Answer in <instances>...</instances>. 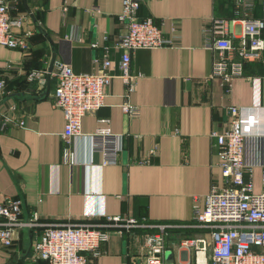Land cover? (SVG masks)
Returning <instances> with one entry per match:
<instances>
[{
    "label": "crops",
    "instance_id": "0c3cea01",
    "mask_svg": "<svg viewBox=\"0 0 264 264\" xmlns=\"http://www.w3.org/2000/svg\"><path fill=\"white\" fill-rule=\"evenodd\" d=\"M121 10L122 0L11 4L12 17H24L18 32L31 36L28 51L0 46V78L6 80L8 92L0 112L10 113L9 107L15 105L14 118L25 122L24 127L0 132V203L21 200V218L30 220L37 213L41 226L21 230L11 248L0 244V264H47L32 259L44 228L93 224L116 215L178 226L167 242L173 264H194L193 253L180 251L177 245L183 238L204 236L205 230L192 227L193 199L222 184L211 135L228 129V108L236 106L243 108L246 136L264 137V51L246 59L242 75L233 78L226 92L220 79L210 78L217 54L206 46L208 39L220 34L204 33L214 21H221L238 46L242 21L264 18L263 0H141L138 17L152 18L165 37L174 27L177 39L172 47L131 55L130 93L118 69ZM260 38L264 42V30ZM105 55L111 61L112 79L104 90V106L83 117L81 132L92 134L99 119H109L111 130L123 136L115 166H100L87 137L71 143L64 139L66 120L54 101L58 83L54 74L60 64L70 65L76 73H95L100 67L95 60ZM34 70L46 71L44 88L29 80ZM126 103L137 107L136 115L123 113ZM66 148L77 156V164H63ZM143 161L147 162L140 164ZM254 188L260 191L258 169ZM98 253L89 255L87 264H128L131 254L126 238L116 233Z\"/></svg>",
    "mask_w": 264,
    "mask_h": 264
},
{
    "label": "built area",
    "instance_id": "2783aa9c",
    "mask_svg": "<svg viewBox=\"0 0 264 264\" xmlns=\"http://www.w3.org/2000/svg\"><path fill=\"white\" fill-rule=\"evenodd\" d=\"M17 1L0 0V46L28 51L31 34L18 32L22 30L24 17L11 15V4ZM140 4L141 0H122L118 16V22L123 24V31L116 40V48L121 51L119 78L127 86L128 93L134 89V77L129 69L131 55L138 50L172 47L177 39L174 27L165 37L152 18H139ZM242 23L238 46L228 37L221 21H214L204 30L205 35L220 34V37L208 39L206 46L217 54L210 78L220 79L226 92H230L233 78L242 75L246 59L264 51L260 38L264 18ZM95 63L100 65L98 71L89 74L76 73L70 65L60 64L54 74L58 78L54 101L66 120L64 139L71 143L87 137L91 153L100 157V166H115L123 150V136L111 130L109 119H99V126L92 134L81 132L83 117L104 106V90L112 79L109 74L111 61L106 55ZM45 72L34 70L29 80L37 81L40 88H44L47 84ZM7 95V82L0 78V103ZM121 109L129 116L137 113V107L128 103ZM16 110V106L11 105V114L0 112V132L10 126H25L24 121L14 118ZM242 111L243 108L230 106L228 129L211 135L215 140L222 184L212 185L207 194L193 199L192 227L205 230L204 236L186 237L177 245L180 251L193 253L194 264H264V137L246 136L240 116ZM150 152L154 154L155 149ZM62 162L73 166L77 164V156L66 148ZM255 169L260 171V191L254 188ZM21 215V200L0 203V244L6 248H11L20 238L21 230L41 226L37 213L30 220H23ZM176 228V225L151 223L146 218L129 215L105 216L93 224L48 226L33 246L32 259L47 264H87L88 256L97 257L100 245L116 233L126 238L131 253L128 264H168L164 255L169 249L168 239Z\"/></svg>",
    "mask_w": 264,
    "mask_h": 264
},
{
    "label": "rangeland",
    "instance_id": "374dc122",
    "mask_svg": "<svg viewBox=\"0 0 264 264\" xmlns=\"http://www.w3.org/2000/svg\"><path fill=\"white\" fill-rule=\"evenodd\" d=\"M164 257L166 263L169 264L170 262H172V252L169 249L166 250Z\"/></svg>",
    "mask_w": 264,
    "mask_h": 264
},
{
    "label": "water",
    "instance_id": "95a60500",
    "mask_svg": "<svg viewBox=\"0 0 264 264\" xmlns=\"http://www.w3.org/2000/svg\"><path fill=\"white\" fill-rule=\"evenodd\" d=\"M50 71H52V70H50Z\"/></svg>",
    "mask_w": 264,
    "mask_h": 264
}]
</instances>
